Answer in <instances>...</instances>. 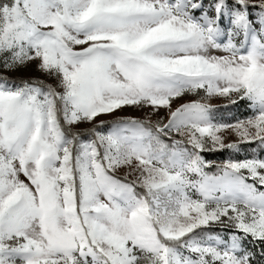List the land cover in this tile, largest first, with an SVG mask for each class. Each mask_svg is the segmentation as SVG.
<instances>
[{
    "label": "snow or ice",
    "instance_id": "6c2138e0",
    "mask_svg": "<svg viewBox=\"0 0 264 264\" xmlns=\"http://www.w3.org/2000/svg\"><path fill=\"white\" fill-rule=\"evenodd\" d=\"M0 264H264V0H0Z\"/></svg>",
    "mask_w": 264,
    "mask_h": 264
},
{
    "label": "rangeland",
    "instance_id": "374dc122",
    "mask_svg": "<svg viewBox=\"0 0 264 264\" xmlns=\"http://www.w3.org/2000/svg\"><path fill=\"white\" fill-rule=\"evenodd\" d=\"M7 74H8L9 76H17V75H24V76H33V75H35V76H38V75H39V73H36V72H34V71H31V70L26 71V72H15V73L10 72V73H7ZM232 111L235 112V111H236L235 108H233ZM124 114L141 115V113H138V112H136V111H134V110H131V109L126 110ZM227 114H228V113H226V115H227ZM236 114H237V115H240V112H236ZM101 118H102V119H105L104 117H101ZM253 147H255V145H252L251 147H248L247 150L250 152V151L252 150ZM204 155H205L206 159L214 160V161H216L217 163H219V162H221L222 160L228 158L229 153L227 152V154L224 155L223 157H220V156H218V155H215L214 153H204Z\"/></svg>",
    "mask_w": 264,
    "mask_h": 264
},
{
    "label": "trees",
    "instance_id": "16d2710c",
    "mask_svg": "<svg viewBox=\"0 0 264 264\" xmlns=\"http://www.w3.org/2000/svg\"><path fill=\"white\" fill-rule=\"evenodd\" d=\"M215 155H218V156H220V157H223L224 155H226L227 154V151H224V152H216V153H214Z\"/></svg>",
    "mask_w": 264,
    "mask_h": 264
}]
</instances>
